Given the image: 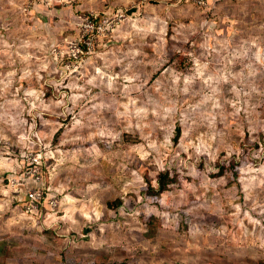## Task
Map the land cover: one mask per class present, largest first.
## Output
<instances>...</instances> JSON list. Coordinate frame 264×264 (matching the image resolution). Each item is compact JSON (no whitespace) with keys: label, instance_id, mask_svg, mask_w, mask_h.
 <instances>
[{"label":"rangeland","instance_id":"obj_1","mask_svg":"<svg viewBox=\"0 0 264 264\" xmlns=\"http://www.w3.org/2000/svg\"><path fill=\"white\" fill-rule=\"evenodd\" d=\"M8 1L0 264H260L264 0Z\"/></svg>","mask_w":264,"mask_h":264},{"label":"trees","instance_id":"obj_2","mask_svg":"<svg viewBox=\"0 0 264 264\" xmlns=\"http://www.w3.org/2000/svg\"><path fill=\"white\" fill-rule=\"evenodd\" d=\"M181 128L178 127V131H177V135L175 137V140H179L180 136H181ZM220 174H227L229 172H234V176L238 173L236 167H237V159L235 156L225 159L223 160L220 164ZM176 181L174 175L171 174V172L168 169H163L158 177H157V186L155 185H148L147 189L149 193H152L153 196H158L159 194H161L162 192L168 190L170 188V186ZM121 201L117 202V205L120 204ZM109 204H113L112 202ZM115 205V204H114ZM156 221H158L159 219L157 217H154ZM152 225V224H151ZM91 264H139L137 261L132 260V259H126L124 261L121 262H116V261H108V260H99V261H95ZM260 264H264V260L260 261Z\"/></svg>","mask_w":264,"mask_h":264},{"label":"built area","instance_id":"obj_3","mask_svg":"<svg viewBox=\"0 0 264 264\" xmlns=\"http://www.w3.org/2000/svg\"><path fill=\"white\" fill-rule=\"evenodd\" d=\"M44 1V0H42ZM198 3H200L201 5H208L209 0H195ZM37 161L36 157H30V164L33 165V176L36 178V181H40L42 180V176L40 175V170L37 167V163H35ZM25 184V183H24ZM27 197L29 198V200L32 201V204L34 201L40 200L43 198V192L40 186H33V187H28L27 191H26Z\"/></svg>","mask_w":264,"mask_h":264},{"label":"crops","instance_id":"obj_4","mask_svg":"<svg viewBox=\"0 0 264 264\" xmlns=\"http://www.w3.org/2000/svg\"><path fill=\"white\" fill-rule=\"evenodd\" d=\"M9 3H13V4H16V2L15 1H12V0H10V1H8ZM1 173H2V170L0 169V175H1ZM1 183V182H0ZM2 185H3V183H2ZM2 185H0L1 187H0V191H3V190H5V186H2Z\"/></svg>","mask_w":264,"mask_h":264}]
</instances>
